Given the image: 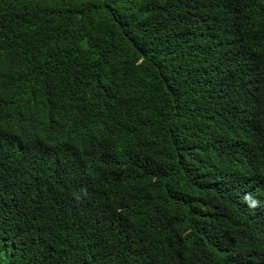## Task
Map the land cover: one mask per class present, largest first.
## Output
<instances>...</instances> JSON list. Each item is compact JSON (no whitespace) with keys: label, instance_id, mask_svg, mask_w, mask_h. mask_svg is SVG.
I'll list each match as a JSON object with an SVG mask.
<instances>
[{"label":"trees","instance_id":"trees-1","mask_svg":"<svg viewBox=\"0 0 264 264\" xmlns=\"http://www.w3.org/2000/svg\"><path fill=\"white\" fill-rule=\"evenodd\" d=\"M0 264H264V0H0Z\"/></svg>","mask_w":264,"mask_h":264}]
</instances>
